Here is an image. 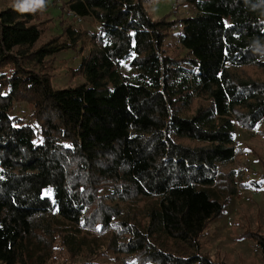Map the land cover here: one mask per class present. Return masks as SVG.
<instances>
[{
    "label": "trees",
    "instance_id": "trees-1",
    "mask_svg": "<svg viewBox=\"0 0 264 264\" xmlns=\"http://www.w3.org/2000/svg\"><path fill=\"white\" fill-rule=\"evenodd\" d=\"M157 1L68 0L97 30L74 71L82 83L58 89L48 65L81 53L80 37L41 42L44 0L0 10V264H97L93 251L121 264H225L200 237L225 206L218 177L235 124L264 118V79L236 72L264 74V0H180L195 13L172 21L148 15ZM20 102L27 121L12 116ZM254 243L264 263V235Z\"/></svg>",
    "mask_w": 264,
    "mask_h": 264
},
{
    "label": "rangeland",
    "instance_id": "rangeland-1",
    "mask_svg": "<svg viewBox=\"0 0 264 264\" xmlns=\"http://www.w3.org/2000/svg\"><path fill=\"white\" fill-rule=\"evenodd\" d=\"M11 1L0 0V10ZM67 1L44 0L35 8L40 10L39 23L43 30L41 42H47L63 34L65 30H70L80 37L77 46L83 48L81 53L78 50L62 51L48 65L47 72L54 89L75 87L82 83L81 76L74 71L78 68L81 57L87 54L91 47L86 36L97 30V25L90 18L77 22L69 17ZM146 10L153 20L166 16L167 21L179 20L195 13L194 7L182 5L180 0H158L147 4ZM174 29L169 30L165 40L167 46L178 44ZM175 53L179 54L181 51ZM236 72L244 80L259 82L264 79L263 72L255 67L240 68ZM122 73L129 75L126 70ZM30 110L31 106L27 102L15 103L12 116L27 121L26 119L30 118ZM233 148V162L222 167L218 177L219 181L221 180L218 183L222 186L220 188H224L222 191L218 188V191L224 193L225 206L222 214L211 220L202 233L201 252L210 259L225 264H264L254 243L256 234L264 235V118L252 129L236 123ZM132 207H142V203ZM103 243L105 240L99 241L97 246ZM61 254L63 251L59 250L58 255ZM92 258L97 264H121L119 255L112 251H106L105 254L93 251ZM56 264H62L60 257Z\"/></svg>",
    "mask_w": 264,
    "mask_h": 264
},
{
    "label": "built area",
    "instance_id": "built-area-1",
    "mask_svg": "<svg viewBox=\"0 0 264 264\" xmlns=\"http://www.w3.org/2000/svg\"><path fill=\"white\" fill-rule=\"evenodd\" d=\"M67 15H68L69 17L75 19L77 22H81V21H82V19H81L79 16H77L76 14H74L73 12H71V11H69V10H68V12H67ZM175 29H176V31H180V30L182 29V24H181V23H177ZM175 38H176V40H177V42H178L179 37L176 36Z\"/></svg>",
    "mask_w": 264,
    "mask_h": 264
},
{
    "label": "clouds",
    "instance_id": "clouds-1",
    "mask_svg": "<svg viewBox=\"0 0 264 264\" xmlns=\"http://www.w3.org/2000/svg\"><path fill=\"white\" fill-rule=\"evenodd\" d=\"M26 2V0H25ZM17 7L21 10V11H25L27 10V8L23 5V4H18Z\"/></svg>",
    "mask_w": 264,
    "mask_h": 264
}]
</instances>
